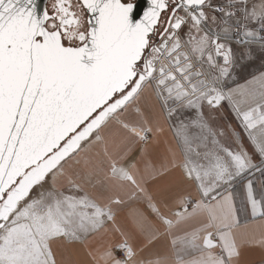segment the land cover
I'll use <instances>...</instances> for the list:
<instances>
[{
    "label": "snow or ice",
    "instance_id": "6c2138e0",
    "mask_svg": "<svg viewBox=\"0 0 264 264\" xmlns=\"http://www.w3.org/2000/svg\"><path fill=\"white\" fill-rule=\"evenodd\" d=\"M36 2L0 0V264H71L58 248L109 226L123 240L89 253L103 264H169L137 259L136 238L143 251L168 237L171 264H241L245 248L264 249V234L237 237V189L264 223V71L225 88L257 50L264 60V0H149L135 23L134 0H53L39 14ZM225 102L236 127L214 125ZM157 109L178 121L179 161L149 152ZM113 123L115 155L102 135ZM96 144L102 159L81 156ZM177 169L195 195L157 200L150 185ZM131 204L129 232L116 221Z\"/></svg>",
    "mask_w": 264,
    "mask_h": 264
},
{
    "label": "crops",
    "instance_id": "0c3cea01",
    "mask_svg": "<svg viewBox=\"0 0 264 264\" xmlns=\"http://www.w3.org/2000/svg\"><path fill=\"white\" fill-rule=\"evenodd\" d=\"M262 71H264V60L261 59V54L257 50L253 59L248 60L242 67L238 66L233 70V75L227 80L225 88L227 90L229 88L235 89L239 86H243L247 83V81L251 80L254 75L258 76ZM156 111L158 124L163 128V131L155 135L154 142L149 146V152L154 156H164L167 155V149L170 148L173 152H175L176 159L179 161L180 152L177 150V141L173 131L174 128L171 122L165 123L164 119L159 117L158 109ZM238 123L239 122L232 113L231 108H229L227 102H225L224 107L220 110V112L216 113L214 125L225 126L231 124L233 127H236ZM237 131L241 130L237 128ZM102 135H104L108 141L109 151L113 152L115 155L113 141L118 142L123 133L120 132V130L117 129L116 125L113 123L104 130ZM225 142L227 143L228 141ZM245 143L247 145V141H245ZM248 147L250 150V146ZM103 149V144H96L93 145L90 151L87 153H81V156L83 157L87 154L86 156H88L90 159L96 160L97 157L98 159H102ZM66 169L73 176H75L77 172L83 171L82 165L76 164L74 162H70L69 166H66ZM60 179L59 187L67 192L68 185L66 179ZM82 186L90 195L99 198L100 193L97 189L86 183H82ZM150 191L153 192L157 200L161 198L160 193L163 192L170 205L174 198L185 194L186 192L191 191L192 194L195 195L191 185L181 178L179 169L167 177L162 183L150 185ZM110 194L111 193H104V196L106 197ZM120 195L122 198L127 199L124 192H120ZM242 204L243 201L240 197L239 189H237V207L241 209L238 212V219L241 227L237 232V237L238 239H259L260 236L264 234V223L253 221L250 217V214L243 212ZM134 206L136 205L131 204L127 207L122 206L117 215L116 223L129 232H131V224L128 219V208ZM195 223L196 221H192L188 224L181 225L179 228L174 230V235L177 237H182L185 231H190L191 227ZM122 240L123 237H121L118 232L113 231L111 226H109L108 229L98 233L95 236L89 237L84 244L70 246L67 250L61 246L57 250V259L59 261L62 258L61 253H63V258L70 259L71 264H103V261L98 259L94 261L93 257L90 256L89 253L91 252L98 257L99 253L103 252L109 247H114L115 245L121 243ZM130 242L138 251L137 259H154L159 253L162 255H167L169 257V264H171L170 240L168 237L162 236L152 247L144 248L143 251H140V248L143 246L142 239L136 238ZM262 260H264V249H261L260 247L245 248L241 259V264H261Z\"/></svg>",
    "mask_w": 264,
    "mask_h": 264
},
{
    "label": "water",
    "instance_id": "95a60500",
    "mask_svg": "<svg viewBox=\"0 0 264 264\" xmlns=\"http://www.w3.org/2000/svg\"><path fill=\"white\" fill-rule=\"evenodd\" d=\"M48 0H37L36 8L37 13H42L47 7ZM136 7L133 12V23L140 19L143 12L150 7L149 0H134Z\"/></svg>",
    "mask_w": 264,
    "mask_h": 264
},
{
    "label": "rangeland",
    "instance_id": "374dc122",
    "mask_svg": "<svg viewBox=\"0 0 264 264\" xmlns=\"http://www.w3.org/2000/svg\"><path fill=\"white\" fill-rule=\"evenodd\" d=\"M191 115H192V113H191V112H188V113L183 114V117H184L185 119H187V118H189ZM234 120H235V119H234ZM177 122H178V121H177V119H175V118L171 121V124H172L173 128H175ZM235 122H236V121H235ZM250 150H251V149H250Z\"/></svg>",
    "mask_w": 264,
    "mask_h": 264
},
{
    "label": "flooded vegetation",
    "instance_id": "af4514ba",
    "mask_svg": "<svg viewBox=\"0 0 264 264\" xmlns=\"http://www.w3.org/2000/svg\"><path fill=\"white\" fill-rule=\"evenodd\" d=\"M53 2V0H48V2H47V9L49 10V11H51V3Z\"/></svg>",
    "mask_w": 264,
    "mask_h": 264
},
{
    "label": "bare ground",
    "instance_id": "6f19581e",
    "mask_svg": "<svg viewBox=\"0 0 264 264\" xmlns=\"http://www.w3.org/2000/svg\"><path fill=\"white\" fill-rule=\"evenodd\" d=\"M87 155V154H86ZM95 155V154H94ZM96 158V157H95ZM97 159H98V157H97ZM69 166V165H68ZM82 171V170H81ZM74 173V172H73ZM61 180V179H60Z\"/></svg>",
    "mask_w": 264,
    "mask_h": 264
},
{
    "label": "built area",
    "instance_id": "2783aa9c",
    "mask_svg": "<svg viewBox=\"0 0 264 264\" xmlns=\"http://www.w3.org/2000/svg\"><path fill=\"white\" fill-rule=\"evenodd\" d=\"M117 255H120V253H117Z\"/></svg>",
    "mask_w": 264,
    "mask_h": 264
}]
</instances>
